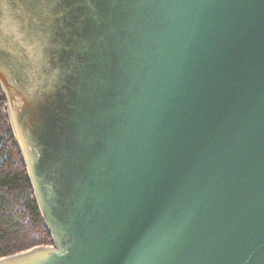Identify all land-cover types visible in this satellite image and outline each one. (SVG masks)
<instances>
[{"label": "water", "instance_id": "95a60500", "mask_svg": "<svg viewBox=\"0 0 264 264\" xmlns=\"http://www.w3.org/2000/svg\"><path fill=\"white\" fill-rule=\"evenodd\" d=\"M0 87L53 241L0 264H264V0H0Z\"/></svg>", "mask_w": 264, "mask_h": 264}, {"label": "trees", "instance_id": "16d2710c", "mask_svg": "<svg viewBox=\"0 0 264 264\" xmlns=\"http://www.w3.org/2000/svg\"><path fill=\"white\" fill-rule=\"evenodd\" d=\"M52 244L0 87V259Z\"/></svg>", "mask_w": 264, "mask_h": 264}]
</instances>
